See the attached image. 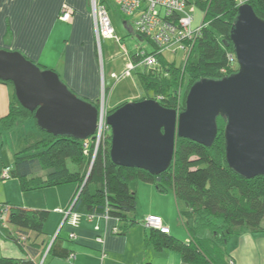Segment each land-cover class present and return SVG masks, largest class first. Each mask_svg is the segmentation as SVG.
Masks as SVG:
<instances>
[{"label": "trees", "instance_id": "16d2710c", "mask_svg": "<svg viewBox=\"0 0 264 264\" xmlns=\"http://www.w3.org/2000/svg\"><path fill=\"white\" fill-rule=\"evenodd\" d=\"M243 3L251 5L264 20V0H194L205 14L201 35L193 43L186 41L189 46L181 67L168 63L162 53L157 55L159 70L143 68L139 76L147 93L143 100H155L166 109L182 112L186 94L195 83L204 79L221 80L238 73L240 66L231 34ZM137 36L146 42L142 36ZM132 57L137 65L139 60ZM186 75L189 76L188 88L181 100L180 88ZM0 83L13 87L9 112L0 119L1 141L6 132L30 121L37 125V121L35 113L18 102L13 84L1 80ZM95 106L99 108L100 104ZM217 124L218 135L211 147L178 138L173 161L160 175L115 165L110 157L111 133L95 154V144L90 139L56 137L42 132L37 125L41 138L15 153L12 167H4L0 176L4 169H10L9 179L19 180L23 192L76 185L77 191L69 206L71 212L117 220L121 224V228L116 229L118 235H125L137 224L131 218L138 208L137 183L154 184L162 193L173 192L178 204L183 205L180 218L189 237L188 241H180L172 235L149 230L147 245L158 252L174 250L187 264H234L229 244L246 233L264 234V176L247 179L230 168L226 160V121L219 117ZM5 205L9 208L8 227L20 232L15 242L30 257H0V264H38L34 261L38 251L34 243L28 244L27 235H41L51 212ZM21 237H25L24 242ZM48 253L63 259L73 256L58 241L51 245Z\"/></svg>", "mask_w": 264, "mask_h": 264}, {"label": "water", "instance_id": "95a60500", "mask_svg": "<svg viewBox=\"0 0 264 264\" xmlns=\"http://www.w3.org/2000/svg\"><path fill=\"white\" fill-rule=\"evenodd\" d=\"M238 73L200 80L182 112L146 99L117 108L107 118L110 157L120 167L160 175L174 158L178 138L211 147L217 120L226 121V160L244 178L264 176V20L242 4L231 34ZM0 80L11 82L20 105L35 113L42 132L95 139L101 108L75 96L53 70H42L20 52L0 50Z\"/></svg>", "mask_w": 264, "mask_h": 264}, {"label": "crops", "instance_id": "0c3cea01", "mask_svg": "<svg viewBox=\"0 0 264 264\" xmlns=\"http://www.w3.org/2000/svg\"><path fill=\"white\" fill-rule=\"evenodd\" d=\"M90 3L91 0H0V50L20 52L34 64L55 71L74 95L89 103H95L102 97V55L96 39ZM64 4L74 11L70 22L60 20ZM110 7L111 14L117 13L126 21L124 27L128 34L138 38L128 20L115 6ZM137 47L144 45L139 43L135 49ZM12 96V85L0 83V119L8 114ZM116 108L118 107L108 110ZM25 126L27 123L18 129H24ZM16 130L2 136L1 149L5 146L3 137ZM4 167L5 164L0 161V172ZM55 190L50 193L51 204H38L28 200L26 204L20 205L27 209L51 212L41 235H27L28 244L34 243L38 251L34 258L36 263L187 264L178 252H158L146 243L150 233L143 225L146 217L160 216L167 222L164 213L169 209L175 210L176 206L180 215L179 204L173 192L162 193L156 185L140 182L137 185L139 211L135 214V219L140 220L125 235H118L116 229H120L121 224L117 220L105 216L90 218L86 214H75L77 217L73 214L68 218L65 216L77 191L76 185L61 186ZM0 201L14 205L8 195L4 198L0 195ZM168 222L169 225L165 224L171 229L172 220ZM262 229L264 230V221ZM19 233L12 226L4 228L0 224V257H30L15 242L20 236ZM171 235L173 236V229ZM98 238L103 242L100 243ZM55 241L69 250L74 258H56L49 254V248ZM184 241H188V238ZM228 249L234 264H264V234H243L234 239Z\"/></svg>", "mask_w": 264, "mask_h": 264}, {"label": "built area", "instance_id": "2783aa9c", "mask_svg": "<svg viewBox=\"0 0 264 264\" xmlns=\"http://www.w3.org/2000/svg\"><path fill=\"white\" fill-rule=\"evenodd\" d=\"M112 2L122 16L127 20L133 21L132 24L135 25L134 32L146 40V46L151 45L153 47L150 52L146 50L145 45L144 47L136 48V54L133 55L139 60L136 65L133 62L132 55H130L126 46L121 43V39L117 36L107 5L101 0H91L92 18L98 45L100 46L102 41L105 40H115L121 44V50L130 59L125 72L120 77L112 74V79L115 81L131 76L139 67L152 71L159 70L161 66L158 61V54L166 51L176 54L178 50L187 52L189 45L185 44L186 41L189 44L195 42L205 27L204 21L201 25L195 24L196 5L190 3L189 0H112ZM60 16L61 21L70 22L73 19L74 11L64 4ZM102 88L104 96L106 88L103 84ZM104 99L101 102L95 139L91 140L95 144V154L99 147L104 144L107 135L111 133V128L107 123L109 113L103 104ZM86 146L87 144H85ZM9 177L10 169H4L0 178L9 179ZM72 215L71 209L65 212L66 217ZM8 216V206L0 201V224L4 228H8ZM74 217H77V215L74 214ZM88 217L92 218L93 216ZM143 225L148 230L159 231L166 235L171 234V229L160 216L151 215L146 217ZM24 241L25 237H21V242ZM98 241L100 243L103 242L101 238H98ZM71 258H74V256Z\"/></svg>", "mask_w": 264, "mask_h": 264}, {"label": "rangeland", "instance_id": "374dc122", "mask_svg": "<svg viewBox=\"0 0 264 264\" xmlns=\"http://www.w3.org/2000/svg\"><path fill=\"white\" fill-rule=\"evenodd\" d=\"M102 1H104L105 4L109 6L112 7L114 6L112 0H102ZM190 2L194 4V0H190ZM112 10L114 9L112 8ZM204 15H205L204 12L200 8L195 6L194 16L196 20L195 22L196 25H201V23L204 21ZM111 18L117 36L121 39V43L126 46L130 55L133 56L136 54L135 47L137 46V44L142 43L143 45L146 46L145 42H141L140 39H138L136 36H131L130 34H128L127 30L124 27L126 21L123 20V18L119 16V14L112 12ZM128 22H130L131 28L135 30V25L132 24L133 21L128 20ZM120 45L121 44L117 43L115 40H105L100 45V50L102 55L101 57L102 84L107 89V93L104 96L102 90V97L100 100L102 101L103 98H106V101L104 99L103 102V104L106 106L105 107L106 109L115 108V106L119 108L120 106L127 103L143 101V99H145L147 96L145 89L142 87L139 81V76L140 74L143 73V67H139L136 71L132 73L131 76L122 78L119 81H115L112 79V74H115L118 77H120L125 72L127 65L129 64L130 61L129 57L126 54H124V52L121 50ZM146 50L149 52L152 51L151 45L146 46ZM164 58L168 63L170 64L175 63L178 67H181L183 65L185 53L182 50H178L176 54L171 51L170 52L166 51L164 53ZM188 81H189V76L186 75L184 84L180 88L181 100L183 99L182 97L187 92ZM189 91L190 89L188 90V93ZM187 95L188 94H186V98ZM75 96L79 97L78 95ZM79 98L83 99L81 97ZM40 135L41 134L38 130V127L33 121L28 122L27 126H25L24 129L21 128L16 130L15 132L5 135L3 137V141L5 142L4 149H1V144H0V161H2L3 164H5V167L8 166L12 167L15 153L24 150L29 144H33L37 142L40 138ZM139 184L140 183H137V185ZM135 189L137 192V186H135ZM52 191H56L55 188H49L34 192H23L19 180L0 178L1 197L4 198L5 196L8 195V198H10L11 202L14 205L15 204L18 206L24 205L27 202H29L28 200L38 204H44L45 202H49L51 204L50 193ZM178 206L180 209H183V205L179 204ZM137 211H139L138 208ZM136 213H134L131 216V218L134 221L137 220L136 222L138 224L140 218L135 219ZM164 217L167 219V222L165 223H167L168 225L170 222V221L168 222V220L170 219L172 220L171 229H173V237L175 239L184 241L186 238L189 237L188 232L184 227V224L180 218L177 206L175 210L172 211L171 209H169L167 213L165 212ZM174 234L176 235L174 236Z\"/></svg>", "mask_w": 264, "mask_h": 264}, {"label": "clouds", "instance_id": "9594fccd", "mask_svg": "<svg viewBox=\"0 0 264 264\" xmlns=\"http://www.w3.org/2000/svg\"><path fill=\"white\" fill-rule=\"evenodd\" d=\"M105 88H106V87H105ZM106 91H107V89L105 90V95H106ZM105 97H106V96H105ZM105 101H106V98H105ZM101 102H102V101L100 100V107H99V108H101ZM108 113H109V110H108ZM109 115H110V114H109ZM90 140H92V139H90ZM68 210H70V209H68ZM68 210H67V211H68ZM72 214H74V213H72ZM67 218H68V217H67ZM147 230H148V229H147ZM170 235H171V234H170Z\"/></svg>", "mask_w": 264, "mask_h": 264}]
</instances>
